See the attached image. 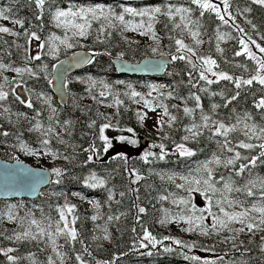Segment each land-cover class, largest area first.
<instances>
[{"label": "trees", "instance_id": "obj_1", "mask_svg": "<svg viewBox=\"0 0 264 264\" xmlns=\"http://www.w3.org/2000/svg\"><path fill=\"white\" fill-rule=\"evenodd\" d=\"M126 2L125 0H52L51 4L45 5V11L41 20L36 19L38 10L35 4L30 0H0V10H6V14L10 17L7 19L13 21L15 19L23 20L24 26L21 28V35L25 42L29 37L23 35L24 30L28 29L29 33L35 31L40 37V40L45 42L47 38L53 35H58L60 32L51 20L52 12L56 8L65 9L68 3L85 4V3H101L111 5L112 7H120L122 5L142 8L152 5L156 0H137ZM159 2V1H158ZM229 12L234 17V21L229 19L227 14L225 19H229L231 25H238L245 31L240 33L237 28L231 25L224 24L215 13L205 11L204 16H200V9L197 5L188 2V7L193 11V19L199 22V31L208 39L204 45L202 52L204 56H210L216 60L218 68L214 67V71H223L234 78L249 79L256 75L258 65L256 61L247 56L243 52L242 45L239 44V39L243 38L248 42V37L255 40L256 43L264 47V6L254 3L253 0H229ZM249 9L245 12L244 9ZM121 13V8L115 10ZM251 21V23H248ZM42 24V26H41ZM255 25V28H253ZM153 29L166 38L168 48L167 52L173 54L176 52V39H180L179 29L172 23H167L165 20H157L153 24ZM230 30L233 35V45L226 46L222 53L217 52V46L213 43L216 39L218 30ZM111 32V36L107 32ZM63 33V32H61ZM93 41L87 43L86 50L94 54L92 62L69 76L67 80V105L66 107L59 106L54 102L55 112H51L47 108V104L37 98V95L43 93L46 97L52 95L50 83L45 78L32 80L29 78L26 87L33 92L29 98L32 99L33 108H27L25 104H21L13 94H9L7 99L0 102L3 106L0 107V145L16 146L17 143L26 145L31 150L46 148L52 153H59L53 168H60L63 175L60 178L61 182L56 183L58 177L53 174V181L42 191L37 200H24L21 207V214L32 218L59 220V208L63 207L65 201L70 205H75L68 193H84L86 196L96 198L99 203V209L83 210L76 205L74 215L77 217L74 227L79 236L78 240L72 242L63 239L62 245L59 246V251L64 254V259L67 264H80L76 260L77 255H81L84 264H195L192 259H185L190 252L189 248L177 245L174 241L163 240L162 234L157 230V223L163 216V211H170L172 214L184 210L182 205L175 206L173 198L180 197L183 194V188H178L179 183L171 181L162 176L163 173L168 174H185L202 165L203 162L212 158L213 154L220 155L221 158L231 156L232 153L222 151L218 142L211 136V132L204 129L203 135L196 139L184 141L182 138L185 135H190L185 131L186 127H190L193 122L200 124L201 115H208L215 121H222L226 125H235L237 121L245 120L252 124H259L264 127V109H257L255 103L264 97V86L254 81L250 86H242L236 89L233 82L220 80L212 85H206L204 81H200L196 88L189 84L188 72L192 71L193 76L198 79L199 70L193 71L186 60H172L171 65L161 78H157L168 84L173 89L176 96L175 100L166 97L165 94H160L159 101L163 105H167L169 112L177 117V120L169 128L165 124L162 135L167 133L168 138L164 139L166 151L168 155L161 161L149 158L150 162H145L141 159L143 154H134L128 156L126 160L113 159L117 154L111 155L103 153V141L99 139V129L109 123L111 126L105 129L104 134L109 137V134L115 129L118 132L127 130L130 125L137 119V114L131 107L130 101L122 95L124 86L118 84V81L139 82L146 78L141 77H125L116 74L115 69L111 64V59L118 54L129 61H139L142 58L150 55V50L145 46L134 47L123 34L117 33L115 29H106L105 34L97 40L100 33L93 30ZM65 34V33H63ZM261 42V43H260ZM263 43V44H262ZM75 47H80L77 44ZM248 47L257 57H264L254 44L248 43ZM77 48L76 50H80ZM241 52L237 56L235 53ZM199 55V52H196ZM177 53L176 55H180ZM31 56L25 52L24 47L12 40V38L0 36V61L11 65L12 67H25L26 61ZM64 58V57H63ZM62 59V58H61ZM89 75L94 79H100L108 85L104 95L100 100H97L92 95L90 90V81L84 75ZM264 74V73H262ZM78 77V80L75 78ZM156 79V78H155ZM211 79H216L211 78ZM195 82V80L193 81ZM200 87H207V92L199 91ZM120 91L119 96L114 93ZM239 91L240 95L232 100L227 101ZM191 93H195L201 97L202 108H196V102L193 99H187V103H183L177 97H190ZM217 93V95H212ZM223 93V95H220ZM82 97H89L92 102H83ZM28 97L25 99L27 101ZM113 100L115 102L116 116L114 123L110 116L101 110L99 101ZM122 101L117 105L116 101ZM45 101V100H44ZM227 103V106L225 104ZM219 105L216 109L212 105ZM172 105H176L173 108ZM187 106L194 109L191 115L183 112V108ZM4 108H8V112L25 113L32 118L25 122L21 119H13L4 112ZM40 115L36 117V112ZM103 114V115H100ZM35 117V119H33ZM168 118L166 117V120ZM65 121L70 123L65 124ZM95 121L93 127L89 124ZM39 122L41 126L53 125L58 134L56 137L46 136L40 130L35 129V124ZM66 129V130H65ZM8 133L7 136L3 133ZM48 140L47 146L43 145V140ZM219 143H223L224 137L219 136ZM228 139L235 145L240 140H246L243 133L233 131L229 133ZM63 140V143L61 142ZM251 142L260 143L253 139ZM184 143L185 147L195 151L192 157H181L175 151V145ZM95 144L100 151V159L93 157V162L85 163L88 153L84 151L89 145ZM241 151L243 155H258L259 149L248 151L245 149H236ZM157 150L155 153H159ZM17 153L7 150L0 151V157L7 160H16ZM64 155L73 157L70 160H65ZM213 168L214 178L219 180L223 175L227 178L231 175L234 182V187L242 188L249 180L256 181L264 178V164L257 163L251 172L245 171L241 176H236L231 168L211 165ZM238 167V165H237ZM51 169V171H52ZM135 169L142 177L139 181L133 183L135 175H131ZM92 172H95L97 177L105 179L106 183L102 187L89 188L84 185L85 177H88ZM222 183V182H221ZM221 183L217 184L220 185ZM124 193L123 196L120 193ZM254 195L248 196L245 191L230 193V200L235 201V205L249 207L253 205H264V197L261 196L259 184L253 189ZM186 193H188L186 191ZM111 194V199L109 198ZM167 197V199H161ZM7 203L0 201V207ZM144 207V213L138 212V207ZM184 212V211H183ZM97 216V220L93 221L91 217ZM109 216H119V220H108ZM21 217V218H22ZM107 229L112 232L115 237V242L108 246L102 240L101 231ZM135 229V231H133ZM147 229L160 243L153 248L150 244L146 248H141L140 241L143 237L144 230ZM26 230V227L17 224L15 227H7L0 217V249L12 248L13 251L8 255L14 256L17 259L9 261L7 256L0 252V264H46L47 256L50 251L43 239L38 241L24 240L16 241L8 239L17 232ZM100 239H93V237ZM83 241V244L80 243ZM243 241V244H241ZM144 243H148L145 241ZM233 243L237 247H233ZM196 247L191 248L194 253L207 246L201 240L195 242ZM165 247H169L171 251H165ZM87 248L88 251H84ZM215 253L216 256L212 259L213 264H264V241L258 236L253 239H241L231 242L220 248L209 250ZM91 253V255H89ZM148 253H151L149 255Z\"/></svg>", "mask_w": 264, "mask_h": 264}, {"label": "snow or ice", "instance_id": "obj_2", "mask_svg": "<svg viewBox=\"0 0 264 264\" xmlns=\"http://www.w3.org/2000/svg\"><path fill=\"white\" fill-rule=\"evenodd\" d=\"M31 3L35 4V8L38 10V14L36 15V19L39 21L41 20L44 11H45V5L51 4L52 0H30ZM254 3L260 4L264 6V0H253ZM190 3L193 5H197L200 11V16H204L205 11L215 13V15L223 21L224 24L229 23V19L234 21V17L231 16V13L229 12L230 4L229 0H223V13L227 14L229 19H225V15L221 14V8L215 4L212 3L211 0H190ZM123 7V6H122ZM245 12L249 11V9H244ZM191 12L192 9L188 7H174L172 5L167 6L166 9H162L161 7H152V8H144V9H137L134 7H123V11L120 14H117L113 9L111 8H105L104 6L97 5L95 7H69L68 9H60L56 8L54 12H52V19L56 24V27H63L65 31V35L63 38L53 35L50 39L53 42L50 44L48 48V52L53 57H56L59 55L60 47L55 44L56 41L59 42V45H63L66 48H72L78 44L77 37L87 39L90 30L92 27L93 21H107L108 28H115L116 24L113 23V20L118 21L120 25L123 26L124 30H132L137 31L140 29H143L145 27V22L143 20L144 17L148 18L147 21V31H141V35H148L151 34V37L153 40L158 42V37L153 31V24L157 22L156 17L157 15H165L170 20L174 18V14H180L181 21L184 22L183 27L187 29L190 33V35L194 38L195 43L197 45L201 44L202 41L198 39L200 32H199V22L196 20H193L191 18ZM125 15H129L131 17H141L140 23L134 24L131 20H126ZM0 17H3L4 19H10V17L6 14V10H0ZM13 23L20 25L21 28L24 26V21L15 19L13 20ZM248 23H251V21H248ZM42 26V24H41ZM191 26V27H190ZM237 28V31L240 33H243L245 30L243 28H240L238 25H234ZM176 27H180V25H176ZM253 28H255V25H253ZM195 29V30H194ZM68 31H71L72 35L69 36L67 33ZM98 32L100 35H98L96 38L97 40H100L101 36L105 34V26L104 24H101L100 28L98 29ZM0 33H8L14 36L20 35V33L14 32L12 29L4 26H0ZM23 35L29 37V39H36L40 40V37L37 35L35 31H32L29 33L28 29L24 30ZM108 36H111V32H107ZM223 36H219L218 39H223ZM254 44L255 47L259 50L260 53L264 54V47H262L260 44L256 43L255 40H252L251 37H248V42H246L243 38L239 39V44L243 47V52L251 57L253 60L256 61V64L258 65L256 75L251 76L249 79H242V78H234L232 75L227 74L223 71H214V67L218 68L216 60L212 59L210 56L204 57V56H198L196 51L186 45L182 39H176L175 44L177 45L176 51L177 53H181L183 50V53L180 55H173L172 60H186L187 63L190 65L191 69L193 71L197 70L199 68L198 72V79H196L193 76V72H188L189 77V84H191V87L196 88L197 84L200 81H204L206 85H212L214 83H217L220 80H227L230 82H233L236 89H240L242 86H250L253 84L254 81L258 82L260 85L264 86V57H257L256 53L252 52L250 48L248 47V43ZM83 46V45H80ZM153 52H156L157 49L153 48ZM217 52H223V49L220 48L219 44H217ZM235 55L239 56L241 55L240 51H237ZM193 57H196V60L199 61V64L195 61H193ZM35 59L39 60L40 57L36 56ZM79 62H86L91 63L92 59L89 57H82ZM48 68V65L43 66V70L46 72ZM0 70H9V66L0 63ZM10 70L16 72L17 74H23L27 73L31 77H37L38 78V72L34 71L30 67H16L11 68ZM215 77L216 79L209 78V75ZM0 75H2V72H0ZM195 80V82H193ZM4 83H0V102H3L7 99L9 92L5 91V85H9L12 82L9 81L8 77H3ZM118 83H123V81H118ZM107 88L108 85H105ZM12 93L15 95L16 99L21 103L25 104L27 108H33V102L32 99L29 98L27 101L24 99H21L20 95L16 94V89L12 88ZM199 91L201 92H207V87H200ZM101 96L104 95L103 92L100 93ZM151 95V93H149ZM212 95H217V93H212ZM220 95H223V93H220ZM240 95V92L237 91L235 95H233L227 103H231L232 100H235ZM132 97L141 96L140 93L132 91L131 92ZM169 97L173 96L172 92L168 93ZM37 98H43L45 100V103L50 105V97H44L43 93H40L37 95ZM179 98L183 103H187V99H193L196 102V108H202L201 106V97L195 93H191L190 97H177ZM122 101L117 100L116 104H121ZM145 107H147L151 111H155V107H162L163 112L157 121L156 129L157 131L163 132L165 124L169 128L172 127L173 123L177 120V117L175 115H172L169 112L168 106L159 104L155 107L147 100H145ZM227 103L225 106H227ZM3 105L0 104V107ZM111 106V105H109ZM173 108H176V105H172ZM219 107V105L213 104L212 108L216 109ZM255 107L257 109H264V97H262L258 102L255 103ZM8 108H4V112H8ZM53 112H55V109H52ZM194 109L189 108L185 106L183 108V112L187 115H191L193 113ZM2 114V113H0ZM19 116H24L27 118V115L25 113H18ZM40 113L36 112V117H38ZM103 115V114H100ZM138 119L141 123L146 118V113L144 112H137ZM165 117L168 119L165 120ZM35 119V117L33 118ZM248 117L245 116V120H247ZM201 123L197 124L195 122L192 123L190 127H186L185 131L189 133L190 135L183 136L184 141H188L190 137L192 139H196L199 136L203 135V131L201 129H208L211 132L212 137L216 136H222L224 137L223 143H219V147L222 151H226L227 153H232L231 156L221 158L220 155L213 154L212 158L205 161L201 166L200 169L205 173L203 177L200 178H194L191 180H188L187 177H183V179L187 182V189L186 191L189 193V199L188 200H181L180 203L184 205H188L191 203V193L193 191L200 192L205 196V199L208 201V207L207 208H197L194 205L191 207V214L185 217L184 215L180 216V220H183L188 227L182 229L183 231H195L197 228L200 230L201 235L208 236L212 232H217L219 230H228L230 232H235L236 235H233L231 237H226L225 240H232L233 242L237 239L239 233L245 232L247 229V232L255 235L257 231H264V205L257 206L253 205L251 210L245 209L240 212H228L225 207L223 206L224 203H227L229 207H233L235 205V201L227 200L226 197H223V193L225 192H240L245 191L248 196H253L254 192L253 189L257 187V184H259V187L261 189V196L264 197V178L258 179L256 181L249 180L247 184H245L242 188L240 187H234L233 180L231 175H229L227 178H225L223 175L219 177V180H216L214 178L213 168L211 165L215 164L217 166H221L224 168H231L232 172L235 173L236 176H241L245 173V171L251 172L252 168H255L257 166V163L264 164V127H258L255 124H249L244 123V136L246 137V140H240L235 145L232 144V141L228 139L229 133L236 131L237 127L236 125H226L222 121H215L212 120V118L208 115H204L202 113L201 115ZM241 121L238 120L237 123H240ZM70 122L65 121V124H68ZM95 125V121H92L89 124V127H93ZM111 125L109 123L103 124L99 129V139L103 141L102 144V151L103 153H107L109 149L113 147V142L111 139H109L108 136L104 134L105 129L109 128ZM35 129L40 130L41 125L39 122L35 124ZM66 130V129H65ZM53 129L49 128L48 132H52ZM128 132H133V129L128 128ZM3 135L7 136L8 133H3ZM59 135V134H57ZM168 135L167 133L164 134L163 139H167ZM120 142H127L132 145L138 144V141L135 139H128L124 136H119L116 138ZM253 139L260 141V143H253L251 142ZM63 143V140H61ZM43 145L47 146L49 141L43 140ZM152 148H159L160 152L155 153L153 151H145L144 154L141 156V159L145 162H150L149 158L152 157L154 159H158L163 161L166 156L168 155V152L166 151V145L164 143L155 144L153 143L151 145ZM22 148H26V146L22 145ZM259 149L258 155H243L241 151H238L236 149H245L248 151H252L255 149ZM85 152L88 153L87 160L85 163H91L93 162V157H95L97 160L100 159V151L97 149L95 144L89 145L88 148L84 149ZM175 151L179 153L181 157H192L196 153L192 149H189L185 147L184 143H179L175 145ZM29 154H33L29 150ZM51 154L53 156L59 155L58 153H46ZM63 158L65 160H70L73 157H70L68 155H64ZM122 159L126 160L127 157L124 156L122 153H118L116 157H113V159ZM238 165V167H237ZM52 172L55 173V175L58 177L56 180V183L59 184L61 182V177L63 175V171L60 168H53ZM131 175H135V180H133V183L136 181H139L142 177L137 173L135 169L132 170L130 173ZM190 175H192L190 173ZM169 179H172L170 176ZM223 182L222 188H218L216 185ZM84 185L89 188H97L102 187L105 185L106 181L103 178L97 177L95 172H92L88 177L84 178L83 181ZM178 188H185L184 184L177 185ZM217 193H220L222 196V199H217L215 201V206L218 208L219 213L217 214L212 211V201L213 197L217 195ZM73 195H79L78 193H73ZM121 196L124 195V193H120ZM110 199L111 194H110ZM161 199H167V197H161ZM89 203H93L94 207L99 208V203L94 201H89ZM138 207L139 213H144L146 209L144 207ZM75 205H70L67 203V200L65 201V204L63 207L59 208V221L56 222V229L53 233L52 231L47 230L46 228L42 227L38 221L35 219L31 220V225H35L37 231L33 233L31 230H24L22 232H17L13 236H9L8 239L16 240V241H24V240H34L38 241L44 237H47V239L51 242L53 251L56 253V256L60 259V264H64L63 256L64 254L61 253L58 250V247L56 245V237L63 235L67 240H70L72 242H75L78 240V232L76 228L74 227L76 223L77 217L74 215L75 212ZM249 211H256L260 214L259 220L257 222L256 218L249 215ZM204 213H207L208 216L212 217V225L211 229H209L207 226L204 225V220L206 219ZM68 216H71V220L69 221ZM10 220L13 219V216L9 214L8 217ZM119 216H109L108 220L112 221L113 219L119 220ZM93 221L97 220V216L93 215L91 217ZM60 222H63V227L60 226ZM172 222L167 217L164 219H161L159 223L165 224ZM239 223L241 225L238 229H233L230 227L232 223ZM48 228H51V225L48 226ZM135 231V229H133ZM104 240H110V234H108L107 229H105V235L102 237ZM93 239H100V237L94 236ZM172 239L175 244L182 245L186 248H194L196 247L195 242L192 243H186L184 241H181L180 239H175L173 237L164 236L163 240H169ZM261 240L264 241V236L261 237ZM147 241L148 243H144ZM80 243L83 244V241L80 240ZM160 243V241L157 240V237L154 236L151 232H149L147 229L144 230L143 237L140 241V247L146 248L150 244L153 248L156 247V244ZM241 244H243V241H241ZM233 247H237L235 243H233ZM166 252L171 251L172 249L169 247H165L164 249ZM206 250H214V249H206ZM13 251L12 248L8 249H0V252L4 253L7 256V259L9 261H15L17 258L11 255H8V253H11ZM84 251H88L87 248L84 249ZM151 255V253H148ZM91 255V253H89ZM185 259H192L195 261H200L199 256H192V257H185ZM76 260L80 261V264H84V261L82 260L81 255L76 256ZM48 264H56L55 260H53L52 257L48 258ZM99 264V262H98ZM105 264H108V262H105ZM204 264H213L211 261H204Z\"/></svg>", "mask_w": 264, "mask_h": 264}, {"label": "rangeland", "instance_id": "obj_3", "mask_svg": "<svg viewBox=\"0 0 264 264\" xmlns=\"http://www.w3.org/2000/svg\"><path fill=\"white\" fill-rule=\"evenodd\" d=\"M125 1L126 2H129V1L135 2L137 0H125ZM156 1L157 2L153 3L152 5L144 6L142 8H137V9L152 8V7H161L162 9H166L167 6H169V5H172L174 7H188L187 4L190 0H156ZM133 2H130V3H133ZM211 2L217 4L221 8V14L224 15V13H223V0H211ZM97 5L104 6L105 8H111L114 11L117 8H121V10L123 11V7H129V6H125V5H122L123 7L122 6L112 7L111 5H104L101 3H85V4L68 3L64 10L68 9L69 7H73V8H75V7H95ZM117 14H119V13H117ZM190 15H191V18L193 19V11L191 12ZM125 19L131 20L134 24H136V23H140L142 18L141 17H134L133 18L129 15H125ZM161 19L165 20L167 23H172L175 26L179 24L180 27H177V30L179 29L180 39H182L186 45L192 47L196 52H199L198 56H204L202 49H203L204 45L206 44V42L209 40L206 39L200 31H199L200 35H199L198 39L201 40L202 43L197 45L195 43L194 38L190 35L189 31L183 27L184 22L181 21L180 14H174V18L171 20L165 15H157L156 20H161ZM51 20H52V24L56 27V24L52 19V15H51ZM143 20L145 22V27L143 29H140L137 31L124 30L123 26L120 25L119 22L115 21V20H113V23L116 24L115 28H108L107 21H99V22L93 21L88 38L87 39H83V38H79V37L76 38L78 40L79 46L80 45H83V46H80V47L74 46L72 48H66L63 45H59V42L56 41L55 44L60 47L59 55L56 57H53L48 52V48H49L50 44L53 43L50 39L52 36L50 38H47L45 40V42H43L42 40H36L34 38L31 40L29 39L27 42H25L24 37L21 34L18 36H14V35H11L8 33H0V36H2V37L6 36L10 39L12 38L13 41L18 43L21 47H24L25 52L31 56V58H29L26 61L25 67H30L34 71L38 72V74H39L38 78L37 77H31L27 73L17 74L16 72L10 70L11 68H16V67H12L11 65L3 63L0 61V63L9 66V70H0V72H2V75H0V83H4V81H3L4 76L8 77L9 81H11L12 83L9 85H5L4 90L9 92V94L10 93L13 94L11 89L15 88L16 94L20 95L21 99L25 100L27 97L29 98L33 92L29 91V89L26 87L27 80L29 78H31L32 80H38L39 78H45L50 83L52 70H53L55 64L58 63L61 60V58L72 53L73 51H78V50H76L77 48H81L80 50H86L87 43H89L90 41L91 42L93 41V38L95 35L93 33V30L99 29L101 24H104L105 30L106 29H115L117 31V33L123 34V36L128 41H130L134 47L145 46L146 48H148L150 50V55H148V56L158 57L161 55H171V56L176 55L177 51L173 54H170L167 52V48H168L167 40L165 37H163L161 35V33L157 32L153 29V31H155V33L158 37V42L152 39L151 34H148V35H141L140 34L141 31H147L148 18L144 17ZM231 24H232L231 22L228 23V25H231ZM0 26L8 27V28L12 29L14 32L21 33L20 25L13 23V21H9L7 19H4L3 17H0ZM231 26L234 27L233 25H231ZM56 28L60 31V32H57L58 33L57 36L63 38V36L65 35L63 33H65L66 30L63 27H59V28L56 27ZM61 32H63V33H61ZM67 34L69 36L72 35L71 31H68ZM233 35L234 34H232L230 30H227V29L226 30H224V29L218 30L216 39L213 43L216 46H217V44H219L220 48H222V49H224L226 46H230V45L234 46V43L232 41ZM219 36H223L224 38L218 39ZM153 48H156L157 51L153 52L152 51ZM182 53H183V50L181 51V54ZM219 53H222V52H219ZM118 55L120 57H122L121 54H118ZM36 56H39L40 59L39 60L35 59ZM204 57H207V56H204ZM192 59H193V61H195L199 64V61L196 60V57H193ZM45 64L48 65L46 72L43 70V66ZM21 68H24V67H21ZM197 69L199 70V68H197ZM208 75H209V78H214L213 76H211V74H208ZM84 76H85V78L89 79V81H90V86H91L90 90H92V92H93L92 95L94 96L95 99L100 100L102 98L100 93L101 92L105 93V91L107 90V88L105 87V85H106L105 82L100 80V79H94L91 76H89L88 74L84 75ZM75 79L78 80V77H76ZM118 84L125 87L122 90V95L125 96L128 99V101H130L131 107L134 110V112L136 114L138 111L144 112V113H146V118L143 121V123H141L140 120L138 119V116H137V119L129 127L131 129H133V132H128L127 130L118 132L115 129H113V131L109 134V139L112 140L113 147L111 149H109V151L106 154L114 155V154L122 153V154H124V156L128 157V156H131L134 154H144L145 151H149V150L153 151V152L160 150L159 148H152L151 147V145L153 143L159 144V143L164 142L162 133L160 131H157V129H156L157 121L159 120V118L163 112V108L162 107H155V106L161 104L159 101L160 94H165L166 97H169L168 93L169 92L173 93V89L170 86H168V84H166L165 82H163L162 80L157 79V78L156 79L155 78H146V79H143L142 81H139L137 83L123 81V83H118ZM19 91H21V92H19ZM132 91L140 93L141 96L132 97L131 96ZM149 93H151V95H149ZM120 94H121L120 91H117L114 93L115 96H119ZM46 97H50V105H51V107H49V104L46 103L47 108L51 112H53L52 109H55L54 102H56V99L53 95L50 96V94H48ZM170 98L175 100L176 102H178L175 99L176 96L174 95V93H173V96ZM40 100H42V102H45L43 98H41ZM81 100L83 102H89V103L92 102V99L89 97H82ZM145 100L149 101L155 107V111H151L147 107H145V103H144ZM99 102H100L101 110L106 112L110 116L112 123H114V119L116 116L115 102L113 100H108V101H102L101 100ZM109 105H111V106H109ZM7 115L12 116L13 119H21L25 122H28L32 118V116H29V115H27V118H25L24 116H19L15 112H7ZM165 120H166V117H165ZM245 122L249 123L245 120H242L240 123L235 124L237 127V130H236L237 132L244 133V123ZM249 124H252V123H249ZM255 125H257L258 127H261L259 124H255ZM49 128L53 129V131L48 132ZM201 130L204 131V129H201ZM206 130H208V129H206ZM40 131L43 135L51 136V137H56L58 134L57 129L53 125H48L46 127L41 126ZM119 136H124L128 139H135L138 141V144L132 145V144H129L127 142H120L119 140L116 139ZM213 138L215 139L216 142H219V140H220L219 136H216ZM22 145H23L22 143H17L16 146L0 145V151L7 150V151H10L13 153H17L18 155H17L16 160H23L32 166L41 167V168H51L52 169L53 165L55 164V162L57 160V156H53L51 154H46V153H52L51 151H49L46 148L31 150L26 145H23V146H26V148H22ZM29 150L33 154H29ZM213 165H215V164H213ZM200 166H198L196 169H194L190 172H187L185 174H174V173H172V174L163 173L162 174V176L167 178V179H169V177L171 176L172 179H169L171 181H175L179 184L185 185V188H183V194H181L180 197L173 198V200H172L175 206L182 205L185 207V209L178 211V213H174V214H172L170 211H167V210L163 211V216L161 219H164L165 217H167L172 222L165 223V224H161L158 222L156 228L162 234V236H169V237H173L175 239H180L181 241H184L186 243H192V242H196L198 240H201L202 242L207 244V246H205L204 248H209V249L220 248L221 246H225V245L233 242L230 239L225 240V238L236 235V233L230 232V231L225 229V230H219L218 234H217V232H212L210 235L205 236V235L200 234L199 228H197L195 231H190V232L182 230L184 228H187L188 225L183 220H180L181 215H184L185 217L190 215L191 214V207L193 205L197 208H207L209 206L208 201L205 199V196L202 193L195 192V191H193L191 193V203L190 204L184 205V204L180 203V201L182 199L183 200L189 199V193H186L187 182L185 179H183V177H187L188 180L203 177L205 175V173L200 169ZM190 173L192 175H190ZM216 186L218 188H222L223 182L220 185H216ZM74 193H76V192H74ZM230 193H228V192L223 193V197H226L227 200H230V198H229ZM78 194L79 195H73V193H68L71 200L74 202L75 206L78 205V207L83 209V210L95 209L97 211L99 209V208L94 207L93 203H89V201L97 202L96 198L86 196L84 193H78ZM217 199H222V196L220 193H217V195L215 197H213L212 211L214 213L220 214L218 208L215 206V201ZM23 204H24L23 201H8L7 203L3 204L0 207V217H1L2 221L4 222L5 226L15 227L17 224H20V225L26 227V230H31L33 233H35L37 231L36 226L31 225V220L35 219L36 221H38L40 223V225L42 227L46 228L49 231H52L53 233L55 232L56 222L59 220H53V218L43 220V219H39V218H32L30 216L22 217L23 214H21V212H22L21 207L23 206ZM223 206L225 207V209L228 212H240V211H243L245 209H248V210L252 209V206L244 207V206L234 205L233 207H229L227 205V203H224ZM9 214H11L13 216V219L10 220L8 218ZM204 215L206 217V219L204 220V225L207 226L209 229H211V225L213 223L212 217L208 216L207 213H204ZM220 215H222V214H220ZM249 215L256 218V220L258 222L259 216H260V214L258 212L249 211ZM71 218H72L71 216H68L69 221L71 220ZM49 225H51V228H48ZM60 226L63 227V222H60ZM230 227L233 229H238L241 227V225L239 223L234 222L230 225ZM107 232H108V234H110V237H111L110 240H104L103 238H102V240L105 242L106 245L111 246L115 242V237H114V234L112 232H109V230H107ZM104 235H105V229H102L101 237H103ZM258 236H260V237L264 236V231H257L255 233V235H253V234L247 232V229H246L245 232L238 234V237L235 241L241 240V239H253V238H256ZM42 239L45 241L46 246L50 251V253L46 259V264H48V258L49 257H52L53 260H55L56 264H60V259L56 256V253L53 251L51 242L47 239V237H44ZM63 239H64L63 235L56 237V245L58 248L60 245H62ZM169 241H173V240L169 239ZM38 242H40V241H38ZM188 252H190V253H188L189 254L188 256L191 255V256H199L200 257V261L194 260L195 264H204V261H212V259L216 256L215 253H212L211 251L206 250V249H201L197 253H194L192 251V249H189ZM63 261H64V264H67V262H65L64 256H63Z\"/></svg>", "mask_w": 264, "mask_h": 264}, {"label": "water", "instance_id": "obj_4", "mask_svg": "<svg viewBox=\"0 0 264 264\" xmlns=\"http://www.w3.org/2000/svg\"><path fill=\"white\" fill-rule=\"evenodd\" d=\"M82 57L93 60L94 54L86 50L74 51L56 63L52 70L50 87L61 107L67 105L69 76L90 64L79 62ZM171 63V55L146 56L139 61H129L119 55L111 59L116 74L125 77L159 78ZM52 181L51 168L35 167L23 160H7L0 157V201L37 200Z\"/></svg>", "mask_w": 264, "mask_h": 264}, {"label": "bare ground", "instance_id": "obj_5", "mask_svg": "<svg viewBox=\"0 0 264 264\" xmlns=\"http://www.w3.org/2000/svg\"><path fill=\"white\" fill-rule=\"evenodd\" d=\"M59 154V153H58Z\"/></svg>", "mask_w": 264, "mask_h": 264}]
</instances>
